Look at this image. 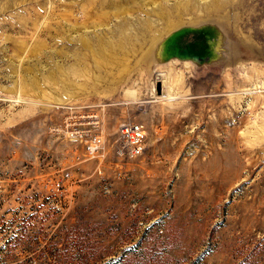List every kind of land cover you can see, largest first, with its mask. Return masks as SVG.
<instances>
[{
	"label": "rangeland",
	"instance_id": "374dc122",
	"mask_svg": "<svg viewBox=\"0 0 264 264\" xmlns=\"http://www.w3.org/2000/svg\"><path fill=\"white\" fill-rule=\"evenodd\" d=\"M204 21L239 56L154 64ZM0 264H264V0H0Z\"/></svg>",
	"mask_w": 264,
	"mask_h": 264
},
{
	"label": "water",
	"instance_id": "95a60500",
	"mask_svg": "<svg viewBox=\"0 0 264 264\" xmlns=\"http://www.w3.org/2000/svg\"><path fill=\"white\" fill-rule=\"evenodd\" d=\"M234 50L239 56L241 45L231 40L220 25L204 21L172 30L160 43L154 64H166L174 60L189 61L196 65L220 61L227 64V58L235 54ZM158 92H161V82L158 83Z\"/></svg>",
	"mask_w": 264,
	"mask_h": 264
},
{
	"label": "built area",
	"instance_id": "2783aa9c",
	"mask_svg": "<svg viewBox=\"0 0 264 264\" xmlns=\"http://www.w3.org/2000/svg\"><path fill=\"white\" fill-rule=\"evenodd\" d=\"M102 123L98 109L82 106L67 116L59 131L66 132L71 139L82 142L87 156L95 157L104 150L105 146ZM119 140L123 149H126L131 156L141 155L146 146L147 130L140 123H124L119 129Z\"/></svg>",
	"mask_w": 264,
	"mask_h": 264
},
{
	"label": "crops",
	"instance_id": "0c3cea01",
	"mask_svg": "<svg viewBox=\"0 0 264 264\" xmlns=\"http://www.w3.org/2000/svg\"><path fill=\"white\" fill-rule=\"evenodd\" d=\"M104 117V116H103ZM103 122H104V119H103ZM105 133V132H104ZM108 140V139H107Z\"/></svg>",
	"mask_w": 264,
	"mask_h": 264
},
{
	"label": "bare ground",
	"instance_id": "6f19581e",
	"mask_svg": "<svg viewBox=\"0 0 264 264\" xmlns=\"http://www.w3.org/2000/svg\"><path fill=\"white\" fill-rule=\"evenodd\" d=\"M184 2V1H183ZM156 9V8H155ZM128 23V22H127ZM136 36V35H135Z\"/></svg>",
	"mask_w": 264,
	"mask_h": 264
}]
</instances>
